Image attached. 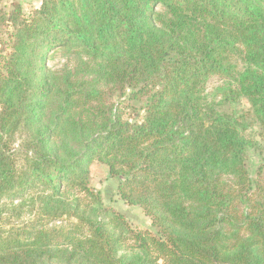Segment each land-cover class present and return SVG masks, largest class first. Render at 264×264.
I'll return each instance as SVG.
<instances>
[{"label":"trees","instance_id":"1","mask_svg":"<svg viewBox=\"0 0 264 264\" xmlns=\"http://www.w3.org/2000/svg\"><path fill=\"white\" fill-rule=\"evenodd\" d=\"M31 1L0 0V264H264V0Z\"/></svg>","mask_w":264,"mask_h":264},{"label":"rangeland","instance_id":"2","mask_svg":"<svg viewBox=\"0 0 264 264\" xmlns=\"http://www.w3.org/2000/svg\"><path fill=\"white\" fill-rule=\"evenodd\" d=\"M23 1L24 7L29 9L31 5L38 6V2L31 1V0H21ZM68 59L64 55V51L57 50L51 53L50 59L48 60L47 64L52 69H60L62 65L67 62ZM228 81L221 78V77H212L208 83V92L211 95L212 93H218V89L225 87ZM238 109H242L244 112L248 110L247 105H245V100H241L237 106ZM249 122L251 124V128L249 131H252L250 134L256 137V139L262 142V138L259 134V126L258 121L254 120L252 113L249 115ZM262 155H256L255 161H259L260 159H264V142L261 145ZM90 173V186L95 189L99 190L102 201L107 204L108 206L113 207L114 209L118 210L122 214H124L128 223L137 228H146L150 227L149 217L146 216L142 210L137 206L127 205L123 202L122 199L119 198L118 194L116 193V187L119 183V179L116 177H106V170L101 163H93L89 167Z\"/></svg>","mask_w":264,"mask_h":264}]
</instances>
